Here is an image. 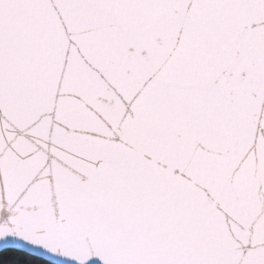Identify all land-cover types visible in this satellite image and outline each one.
<instances>
[{
  "label": "snow or ice",
  "instance_id": "obj_1",
  "mask_svg": "<svg viewBox=\"0 0 264 264\" xmlns=\"http://www.w3.org/2000/svg\"><path fill=\"white\" fill-rule=\"evenodd\" d=\"M0 241L264 264V0H0Z\"/></svg>",
  "mask_w": 264,
  "mask_h": 264
},
{
  "label": "trees",
  "instance_id": "obj_2",
  "mask_svg": "<svg viewBox=\"0 0 264 264\" xmlns=\"http://www.w3.org/2000/svg\"><path fill=\"white\" fill-rule=\"evenodd\" d=\"M0 264H54L16 249L0 251Z\"/></svg>",
  "mask_w": 264,
  "mask_h": 264
},
{
  "label": "water",
  "instance_id": "obj_3",
  "mask_svg": "<svg viewBox=\"0 0 264 264\" xmlns=\"http://www.w3.org/2000/svg\"><path fill=\"white\" fill-rule=\"evenodd\" d=\"M5 249L20 250V251L26 252V253H28L30 255L42 258V259H44L46 261H49L51 263H54V264H75V262H73V261L61 260L58 257H51V256H48L45 253H39L38 254V253H35L32 250L28 249V248L21 247V246H18V245H14V244H11V243L4 244L3 241H0V251L5 250Z\"/></svg>",
  "mask_w": 264,
  "mask_h": 264
}]
</instances>
